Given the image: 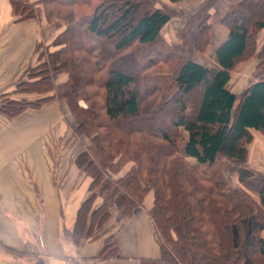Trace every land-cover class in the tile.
<instances>
[{"label":"trees","instance_id":"16d2710c","mask_svg":"<svg viewBox=\"0 0 264 264\" xmlns=\"http://www.w3.org/2000/svg\"><path fill=\"white\" fill-rule=\"evenodd\" d=\"M11 4L17 22L44 13L47 21L65 25L50 61L33 66L12 93L0 96V113L14 119L65 101L73 117V136L89 139L90 145L76 158L91 184L78 211L73 243L80 246L107 235L113 220L114 227H123L153 191L149 215L161 258L142 264H264V175L247 166L255 142L252 130L264 136V72L239 96L227 88L236 66L257 52L264 13L254 9L264 0H242L221 17L230 36L216 53V65L197 59L210 43L209 15H196L191 44L185 43V28L179 32L181 51H188L176 59L166 52L145 53L167 45L162 32L173 17L167 7L147 10L137 0H104L92 15L77 19L76 7L89 0ZM259 58L257 70H262L264 49ZM174 62L172 74L160 71V64ZM153 69L157 71L151 78ZM62 73L67 81L55 85ZM156 77H164L163 86L149 84L148 78ZM199 90L195 107L192 96ZM18 94L41 97H10ZM233 174L237 189L226 177ZM118 254L115 236H109L99 257L107 260Z\"/></svg>","mask_w":264,"mask_h":264},{"label":"crops","instance_id":"0c3cea01","mask_svg":"<svg viewBox=\"0 0 264 264\" xmlns=\"http://www.w3.org/2000/svg\"><path fill=\"white\" fill-rule=\"evenodd\" d=\"M161 1L184 17L197 14L212 2L208 8L210 43L198 62L216 65V53L230 36L221 18L216 20L217 13L226 12L242 0ZM184 17L175 15L164 27L162 35L168 44H183L179 32L187 27ZM45 28L40 19L17 22L11 0H0V94L12 93L35 65L38 47L46 42ZM263 49L264 30H261L256 54L231 73L227 88L232 93L239 96L259 82L260 78L254 79L252 74L261 63L259 54ZM66 81L60 79L58 83ZM81 105L86 107L84 103ZM0 116L14 121L23 115L14 119ZM62 120L68 128L73 117L67 103L58 101L44 107L36 118L21 119L15 126L0 128V264H142L143 260H160L161 247L149 215L155 201V196L149 197L152 192L123 227L115 225L107 235L80 246L73 243L71 234L78 211L90 194L91 184V179L76 165L82 151L63 147L56 154L49 148L51 143L45 148L39 144L43 135ZM252 134L256 142L264 137L256 130ZM183 137L187 139L188 134L183 132ZM189 161L196 163L194 159ZM128 170L129 166L122 175ZM109 236H115L119 254L104 260L99 256Z\"/></svg>","mask_w":264,"mask_h":264},{"label":"rangeland","instance_id":"374dc122","mask_svg":"<svg viewBox=\"0 0 264 264\" xmlns=\"http://www.w3.org/2000/svg\"><path fill=\"white\" fill-rule=\"evenodd\" d=\"M103 2H104V0H89V4L76 7V17H77V19H82L84 16L92 15L95 12L96 8L99 5H101ZM137 2H139L144 7H146L147 10H153L156 7H161V8L162 7H166L164 2L161 1V0H137ZM189 3H191V2H189ZM211 3L207 4L206 6H204V10L198 12L197 14L200 13L199 15H204V16L210 15L209 11H211V10L208 9V8L211 6ZM254 10H255L256 13H258V15L259 14H263L264 13V5L259 6V7L257 6V7H255ZM170 11L171 10H169V12ZM171 12H172L173 16L176 15V17H179L180 19H182V16L184 17V15L180 14L179 12H176V11H171ZM226 12L224 11V13H222V14L217 13L216 20L217 19L219 20L221 18V16L225 15ZM197 14L192 15V16H186L185 15V17H184L186 19V22H187L186 23L187 28L184 29V31L186 30V32L184 33V35L186 34V37H185L186 45H189L192 42V36H191L192 30L196 26L197 22L199 21V18H197V16H196ZM202 17L203 16L200 17V20H201ZM38 19H40L45 24V27H46L45 28L46 42L42 43V45L40 46L39 52H38L39 53L38 54V60H37V62H35V65H34V66H40L41 67L42 65H44L45 63L50 61L51 55L54 54V52L56 50H58V48L55 47L53 44L55 43L56 39L59 37L61 32H63L65 30V25L64 24H60L59 22H56V21H52V22L51 21H47L44 13L39 14ZM59 29H61V30H59ZM183 46H184V42H183L182 45H178V46H176V44H168V43H167V45L158 44V45L152 46V48H150V49L149 48L145 49L146 50L145 53L148 54V52H151L152 55L156 56V53L159 52V51L162 52L163 55L166 52V54L172 55V57L178 59L179 57L182 56V54L183 55L187 54L188 48H186L185 51L184 50L181 51L183 49ZM191 47L192 46H190V48ZM194 56H196V54ZM199 57H201V56H199ZM197 59L199 61H202V58H197ZM145 61H147V59ZM177 61H179V60H177ZM175 63L176 62H174L172 65H169V66H167L165 64H163V65L160 64L159 65V68H161L160 71H162L163 73H166L168 75L172 74L173 71H171V70H172L173 66L175 65ZM155 71H157V70L153 69V70H151L149 72V76L151 78H152V76L155 75L153 73ZM263 72H264V69H262V70H257L256 69V71L252 74V77L254 79L261 78L263 76ZM147 77L148 76H146V78ZM161 78H164V77H156V78L152 79V81L148 78L149 84L152 85L153 82H160L161 83V82L164 81ZM60 79L61 80L62 79H66L67 80L68 79V75L66 73H62L61 75H59V77H57V79H56L57 81H55V85L59 84L58 82H59ZM24 80H26V78ZM160 85L163 86L162 83ZM144 89H145V87H143L141 91L144 92ZM199 94H200V90L195 92L193 94V96H192V98H193L192 101H193L195 107L197 106V101H198V98H199ZM3 95H6V94H0V96H3ZM10 97L12 99L18 100V101H22L23 99H26L28 101H36L41 96H39L37 94H27V95H19L18 94V95H15V96L14 95H10ZM3 101H4V97H3V99L0 100V106H3V104H4ZM82 103L83 102H81V104ZM40 112L41 111H38V112H36V111H27V112H25L23 114L21 119L29 120V119H32V118H36L37 115L40 114ZM169 114L172 115L173 113L169 112ZM21 119H17V120H14V121H7L6 119H4V118H2L0 116V128L2 126H15V123L20 121ZM64 120H67V119H64ZM161 120L162 121H166V118L164 116H162ZM156 121H158V120H155V122ZM138 124H139V122H138ZM67 127L68 128H66V126L64 125L63 120H62V122L53 125L43 135L44 138L42 140L41 139L39 140V144L41 146H43V148H45L48 144L51 143L49 148H51L52 153L56 152V154H58L62 150L63 147H70V148H77V149L80 148V150L83 151L86 148L84 146L85 144L90 145V141H89L88 138H86V137L75 138L73 136L72 131L69 129L70 128V124ZM68 134L70 136L69 138L67 137ZM183 145H184L183 142H181L180 146L183 147ZM53 159H54V163H55L56 162V158L53 157ZM247 166L254 173L260 174V175H264V137H259V140H257V142L256 141L254 142V144H253V146L251 148L250 158H249ZM226 177L230 178V185H231L232 188L237 189V188L240 187L237 175H234V174L231 175V176L226 175ZM153 193L154 192L152 191V193L149 195V197L151 196V198H153V196H154ZM148 200H149V198H148ZM148 200H147V203H148ZM101 202H102V200L99 199L97 204H99ZM115 215H116L115 218L120 216V214L118 215L117 213ZM112 223L113 224H111V227L114 226V222H112Z\"/></svg>","mask_w":264,"mask_h":264}]
</instances>
